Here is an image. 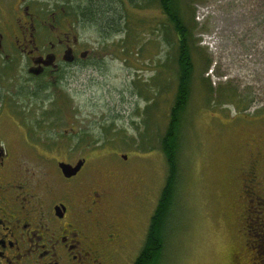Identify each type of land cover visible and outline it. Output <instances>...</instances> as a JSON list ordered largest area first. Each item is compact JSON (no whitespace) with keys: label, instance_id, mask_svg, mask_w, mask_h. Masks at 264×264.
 <instances>
[{"label":"rangeland","instance_id":"obj_1","mask_svg":"<svg viewBox=\"0 0 264 264\" xmlns=\"http://www.w3.org/2000/svg\"><path fill=\"white\" fill-rule=\"evenodd\" d=\"M93 1L103 18L116 23L119 17L117 28L106 31L102 21L56 15L61 25L55 33L68 29L82 61L58 62L54 80L31 77L26 53L7 47L17 57L0 59V104L12 110L0 123L8 136L0 128V139L9 137L12 150L23 151L32 131L36 145L50 156L73 163L87 156L77 187L89 178L87 187L99 190L96 170L100 176L116 175L107 181L130 185L136 191L132 199L118 189L107 191L106 200L112 202L97 220L101 225L125 222L118 230L127 247L109 239L107 249L114 264H132L167 176L161 142L177 86V35L158 0H142L150 2L146 7L118 0V10L115 4ZM106 5L111 11H103ZM179 5L189 22L193 72L177 124L178 176L160 264H259L258 256L264 259V206L252 204L247 221L244 208L229 201L246 161L244 142L253 136L258 143L264 139V127L239 129L251 120L264 125V0H180ZM10 17L14 23L15 16ZM39 17L46 26L52 18ZM48 27L36 38L45 49L54 40V28ZM13 28L0 25L10 35ZM45 80L54 86L33 92ZM32 114L41 117L39 123L31 122ZM27 153L28 158L15 160L21 169L57 168L55 159Z\"/></svg>","mask_w":264,"mask_h":264},{"label":"flooded vegetation","instance_id":"obj_2","mask_svg":"<svg viewBox=\"0 0 264 264\" xmlns=\"http://www.w3.org/2000/svg\"><path fill=\"white\" fill-rule=\"evenodd\" d=\"M109 2L111 5L115 4L116 10L122 8L118 0H109ZM120 2L122 3L123 0ZM149 3L146 2L143 6L146 7L145 5ZM89 5L90 0H0V16L2 14L8 17L3 21L0 19V25L3 28L4 25L12 27L15 25L12 35L0 29V59L2 57L10 61L16 59L17 56L10 55L7 49L13 46L18 54L23 56L26 53L27 72L31 67L42 68L38 74L30 73L31 77L46 75L53 76L52 80H54V70L58 69V62L74 64L79 60L82 61V58L76 54L78 49L76 41L70 38L68 29L62 35L55 33L56 28L61 25L60 21L58 24L55 22V16L75 15L80 8ZM47 7L50 8L46 9ZM159 10L166 16L165 9L160 4ZM8 14L15 16L14 23H10L11 17L9 18ZM42 14L52 17L48 25L54 28V36H52L54 40L47 41L46 49L45 46L38 45L36 39L37 34L46 29L50 30L39 17ZM66 52L69 53L70 60L64 59ZM83 54L85 53L80 51L79 55ZM47 55L52 56V62L43 65L42 60ZM49 82L45 80L44 83ZM44 83H38L33 88V92L41 90ZM1 107L7 109L6 115L3 113L4 109L0 113L2 124L12 110L5 104H0ZM49 112L47 110L41 113V117L42 114ZM30 116L31 122L39 123L41 117H36L35 114ZM243 126L264 127V125H256L253 120L240 123L239 129ZM4 127L0 126L6 134L8 131ZM32 134L31 131L27 134V138H24L27 147L23 151L12 150L9 140H6L9 138L7 134L3 140L5 142L0 139V264H114L112 255H108V240L110 239L111 244L112 241L120 239L127 247L126 237H123L118 230L125 222L120 224L119 221H110L101 225L97 215L106 211L105 205L110 199L108 197L109 199L106 200L109 189H118L125 195L128 194L131 199L136 196V191L128 184L118 185L113 181H107L106 177H116L111 171L100 176L98 170H96L98 179L95 187L99 190L87 187L91 185L89 178L77 187L76 182L82 178L88 157L83 156L73 163L60 160L57 156H50V153L42 151V146L39 148V145H36L37 139ZM260 141L264 143V139ZM262 143H258L257 137L254 136L244 142L245 153L248 151L246 161L241 162L239 177L237 179V173L230 195L229 202L244 208L247 221L252 204L264 206V144ZM28 149L38 158L55 159L58 169H55V166L40 171L21 169L15 160L20 157L28 158ZM78 160H82L78 171L71 176H64L58 163L63 161L75 166ZM111 202L112 200L109 204ZM123 228L127 230L126 226ZM258 257L259 264H264V259Z\"/></svg>","mask_w":264,"mask_h":264},{"label":"trees","instance_id":"obj_3","mask_svg":"<svg viewBox=\"0 0 264 264\" xmlns=\"http://www.w3.org/2000/svg\"><path fill=\"white\" fill-rule=\"evenodd\" d=\"M99 1V0H98ZM101 4H110L109 0H100ZM131 4L142 6L141 1L128 0ZM145 1V0H143ZM180 0H158V3L165 9L168 21L171 23L177 35V86L174 101L170 107L169 120L161 142V148L166 158L167 176L161 187L155 208L149 218L148 229L143 241V245L132 264H160L161 256L165 246L168 227V218L173 207L175 196V184L178 176L177 146L178 122H180L181 113L187 103L190 92V79L193 72V61L190 49V29L184 20V11L179 5ZM99 3V5H100ZM106 12L111 11L107 5L103 7ZM113 9V8H112ZM97 4L90 0L89 6H83L79 9L77 18H85L87 21L99 24L103 23L106 31L109 28L116 29L118 16L115 17L116 23L111 18H103ZM99 11V12H98ZM190 18V15H189ZM114 31V30H111ZM54 82L44 83L42 89L54 86ZM41 89V90H42ZM177 127V128H176Z\"/></svg>","mask_w":264,"mask_h":264},{"label":"water","instance_id":"obj_4","mask_svg":"<svg viewBox=\"0 0 264 264\" xmlns=\"http://www.w3.org/2000/svg\"><path fill=\"white\" fill-rule=\"evenodd\" d=\"M64 59H65V60H70V59H71V57L69 56V53H68V52H66V54H64ZM38 62H39V61H38ZM51 62H52V56H50V55L45 56V58L42 60V64H43V65H49V64H51ZM41 70H42L41 67H31V68L28 70V72H29V73H33V74H38V73H40ZM122 157L125 158L126 155L123 154ZM81 163H82V160H78V161L76 162L75 166H72V165L69 164V163H65V162H63V161H60V162L58 163V166H59V168H60L62 174H63L64 176H67V177H68V176H71V175L75 174V173L78 171V169H79L80 166H81Z\"/></svg>","mask_w":264,"mask_h":264}]
</instances>
